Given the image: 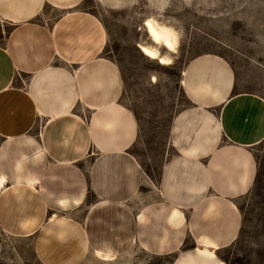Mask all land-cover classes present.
<instances>
[{
    "label": "crops",
    "instance_id": "crops-1",
    "mask_svg": "<svg viewBox=\"0 0 264 264\" xmlns=\"http://www.w3.org/2000/svg\"><path fill=\"white\" fill-rule=\"evenodd\" d=\"M85 1L0 0L2 231L35 236L44 264H81L95 250L114 262L220 264L241 236L238 201L257 180L264 99L221 55L188 60L180 88L190 105L172 117L171 153L152 175L133 152L141 125L122 101L121 67L103 55L108 31ZM202 240L217 246L216 260L196 252Z\"/></svg>",
    "mask_w": 264,
    "mask_h": 264
},
{
    "label": "rangeland",
    "instance_id": "rangeland-1",
    "mask_svg": "<svg viewBox=\"0 0 264 264\" xmlns=\"http://www.w3.org/2000/svg\"><path fill=\"white\" fill-rule=\"evenodd\" d=\"M116 1L120 4L86 0L81 10L94 14L108 31L103 55L120 65L125 79L122 101L135 110L141 125L133 152L147 171L158 176L167 152L171 153L167 143L171 119L190 105L180 88L188 60L205 53L221 55L233 63L242 86L264 99V20L257 17L264 0ZM150 17L174 26L180 34L178 53L168 67L146 59L136 47L147 41L142 25ZM255 156L257 181L252 193L238 201L243 214L240 239L219 253L227 264H264V143L255 148ZM190 249L193 244L188 242L185 250ZM96 258L89 252L81 264H171L176 255L140 254L114 263ZM0 264H44L36 253L35 236L17 238L0 227Z\"/></svg>",
    "mask_w": 264,
    "mask_h": 264
},
{
    "label": "bare ground",
    "instance_id": "bare-ground-1",
    "mask_svg": "<svg viewBox=\"0 0 264 264\" xmlns=\"http://www.w3.org/2000/svg\"><path fill=\"white\" fill-rule=\"evenodd\" d=\"M114 4L118 5L120 3H118L115 0ZM116 8H119V7L116 6ZM257 17H258V19L264 20V10L260 11ZM142 27H143L142 29L144 30V32L147 36V41L137 43L136 47L138 48L139 52L146 59H149L151 61H155L158 65H160L162 67H168V66L172 65L173 60H174V59H172V56L176 55L178 53L179 46H180V39H181L180 34L177 31V29L173 28L174 26L171 27L167 24H164V22L161 23L155 17L154 18L150 17L148 19H145L143 21ZM152 82L153 83L157 82L156 76L152 77ZM7 182H8V178L6 176H3V175L0 176V194H4L7 191V186H6ZM35 187H36L35 184H33L31 186V188L33 190H35ZM12 191L16 195L19 194V191L17 188H13ZM211 208H212V206H211ZM177 217L180 220L185 219L184 214H182L180 211L177 212ZM58 218L59 217L54 215V216H51V218H49V220H50V222H54V221L58 220ZM26 226L27 225L24 224L25 228H26ZM30 234L31 233H29V235ZM202 241H200L199 245L196 247V249H195L196 252L210 262L216 260L217 259V246L210 243V242H207L204 240H202ZM209 241H211V240H209ZM144 250L149 251V249H147L146 247H144ZM182 253H183V251H182ZM95 255L98 258V260L103 261V262H113L119 256L117 254H111V253H107V252H104L101 250H95ZM220 264H226V263L224 261H222V262H220Z\"/></svg>",
    "mask_w": 264,
    "mask_h": 264
},
{
    "label": "trees",
    "instance_id": "trees-1",
    "mask_svg": "<svg viewBox=\"0 0 264 264\" xmlns=\"http://www.w3.org/2000/svg\"><path fill=\"white\" fill-rule=\"evenodd\" d=\"M149 172V171H148ZM150 173V172H149ZM257 177H258V175H257ZM257 181V180H256ZM239 209L241 210V208H240V206H239ZM241 212H242V210H241ZM218 256L220 257V255L218 254Z\"/></svg>",
    "mask_w": 264,
    "mask_h": 264
}]
</instances>
